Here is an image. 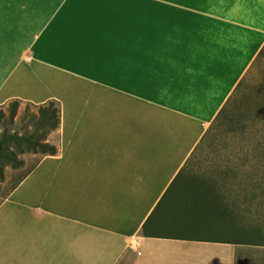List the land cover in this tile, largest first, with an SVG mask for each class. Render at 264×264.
Masks as SVG:
<instances>
[{"label": "crops", "instance_id": "0c3cea01", "mask_svg": "<svg viewBox=\"0 0 264 264\" xmlns=\"http://www.w3.org/2000/svg\"><path fill=\"white\" fill-rule=\"evenodd\" d=\"M261 15L264 0H0V105L70 95L61 151L16 191L42 181L71 195V217L47 192L32 202L68 222L63 243L54 225L16 231L0 216V264H264V242L164 229L183 170L264 48ZM83 84L120 97L71 124Z\"/></svg>", "mask_w": 264, "mask_h": 264}, {"label": "rangeland", "instance_id": "374dc122", "mask_svg": "<svg viewBox=\"0 0 264 264\" xmlns=\"http://www.w3.org/2000/svg\"><path fill=\"white\" fill-rule=\"evenodd\" d=\"M91 89L99 90L84 84L72 89L75 94H71V98L75 102H71V124L76 120L84 121L95 105L110 106L120 97L106 91L94 95L82 93ZM57 96L66 103L63 105L54 99L39 103L14 99L0 105V140L9 144L19 160L15 164L7 163L4 178L0 177V216L11 218V229L16 231L21 229V223L23 230L38 233L41 230L46 233V228L54 225L57 229H53L59 232L58 238L63 243L62 234H71L68 222L48 221L45 215L34 216L36 206L32 202L34 198H43L47 192L48 196L44 198L49 200L47 208L52 207L54 213L71 217V195H57L59 190H66L57 186L46 187L42 181H31L27 185L29 189L16 191L21 181L46 157L61 151L64 113L70 123V95ZM232 97L223 114L209 125L199 149L183 170L184 189L172 196L174 202L170 213L175 219L164 226L167 233L264 242V52H260ZM87 99L92 100L88 105L85 103ZM21 137L30 140L23 149L17 146ZM45 146H55L57 153L50 154ZM12 194L13 198H10ZM8 198L14 203L2 204ZM84 210L75 208L72 214L82 216ZM0 231L4 232L3 223ZM23 242H26L25 238ZM35 245L27 241L23 247L30 250L36 248ZM36 262H39L38 258Z\"/></svg>", "mask_w": 264, "mask_h": 264}, {"label": "trees", "instance_id": "16d2710c", "mask_svg": "<svg viewBox=\"0 0 264 264\" xmlns=\"http://www.w3.org/2000/svg\"><path fill=\"white\" fill-rule=\"evenodd\" d=\"M263 52H264V48L262 49L261 54ZM232 100H233V97L230 98V100L228 101L226 106L222 109V111L219 114V116L223 114V112L228 107V105H230ZM58 124H59V122L57 123V126H58ZM29 144H30V140H24L23 137H21V142H17V146L20 149H23V145H29ZM8 145L6 143H4L3 140H0V177L1 178H4V168H5V165L7 163L15 164V163L19 162V160H18V158H17V156L15 154V151L13 149L9 148ZM45 147H47L51 151L50 154H56L57 153V148L55 146H45ZM207 239H209V238H207ZM211 239L214 240L215 238H211Z\"/></svg>", "mask_w": 264, "mask_h": 264}]
</instances>
